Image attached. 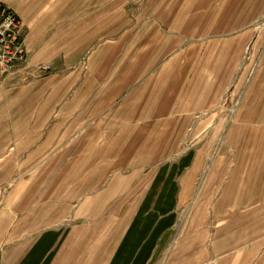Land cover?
Listing matches in <instances>:
<instances>
[{"label":"crops","instance_id":"1","mask_svg":"<svg viewBox=\"0 0 264 264\" xmlns=\"http://www.w3.org/2000/svg\"><path fill=\"white\" fill-rule=\"evenodd\" d=\"M157 1L148 19L135 21L142 46L130 60L114 72L102 67L104 80L101 67L74 68L69 86L42 70L53 53L44 45L60 17L55 7L48 15L41 0H0L27 29L23 48L34 65L0 85V264H264V163H249L250 151H234L239 163L215 165L200 211L183 228L179 212L200 160L189 152L146 168L136 162L144 153L158 161L170 140L173 150L162 154L175 153L177 123L215 106L246 46L264 36V0ZM66 2L60 27L71 31L58 40L73 45L71 66L86 51L80 43L127 41L121 32L118 41L97 42V23L81 22L79 0ZM143 43L160 47L146 52ZM83 74L80 100L73 83ZM112 105L117 111L106 110ZM114 113L118 122L108 121ZM85 117H99L88 146L74 140L64 166V141ZM207 188L217 190L215 201Z\"/></svg>","mask_w":264,"mask_h":264},{"label":"rangeland","instance_id":"2","mask_svg":"<svg viewBox=\"0 0 264 264\" xmlns=\"http://www.w3.org/2000/svg\"><path fill=\"white\" fill-rule=\"evenodd\" d=\"M66 1L67 0H41V6L43 9L44 7L46 8L44 10L48 15L55 7L60 17H63L67 13L63 9L67 6L71 7V5L66 4ZM155 2L158 1L79 0L81 22L86 23L88 20L93 19L92 21L97 23L95 28L97 42L104 38L108 41H118L120 40L118 37L121 32H127V41L96 43L94 45L80 43L78 44L80 52L83 50L86 51L81 57L79 65L73 67L70 65V59L73 55V45L63 44L58 40L61 31L64 30V32H70L71 29H62L60 23L63 19L61 20L60 17H57L54 21L55 25L49 26L48 28V43L44 45V48L48 47L53 51V53L49 54L50 58L48 59V64L44 66L47 70L46 76L57 75L59 78H62L66 84L71 86V81L76 80V77L71 74L74 71V68H81V71L86 73L90 68L101 67V71H99L101 75H99L98 78L100 80H104V78L106 79L108 76H104L103 68L112 67V72L116 71L121 68L126 60L132 58L131 56L135 54V51L141 49L142 45L135 42L137 29L135 21L139 20L138 18L148 19L149 16L152 15L151 4H154ZM63 6L65 7L61 8ZM104 19H109L107 23H112L111 28L103 27ZM260 24L262 27L264 21ZM87 30L88 28L85 25L84 28L81 29V32H86ZM104 31H106V37L103 33ZM144 31H146V28ZM27 32V29L24 28V37L27 35ZM87 34L88 33H85V35L81 37V41L88 39ZM257 40L259 39L257 38L254 42L246 46L239 61L237 74L230 78L229 83L224 84L223 93L215 106L202 113L192 115L191 118H186L187 121L184 123H177V137L179 136V139L175 141V153L162 154V152L168 151L166 148H169L170 144L173 143V140H170L165 149L161 143L162 146L161 148L159 147L161 155L158 161L153 159L152 156L147 153H144L143 156L137 158L136 162L143 164L145 168L152 164L156 165L173 161L177 162L189 152L194 153L196 155L194 158L200 160L199 163L202 164V171L194 181L192 193L187 199V202L181 205L179 214L182 221L178 225V228H183L185 222L192 217V214L200 211V195L201 192L204 191L205 181L215 177L217 173L215 171V165L220 163L231 166L234 163H239L243 157H237L234 151H250L252 154V156H249L250 159L248 158V155L246 156L249 159V163H264V36H261L259 41ZM78 45L74 46L78 48ZM151 46L155 49L160 47V45L143 43L145 49L148 47V49L145 50L146 52L151 51ZM113 61L114 63H110ZM29 63L30 62L28 61L27 64L18 66L16 70L22 68L32 69L34 65H29ZM77 79V82L73 83L75 85L74 91L75 93H77V89H80L81 91L76 98L84 100L83 97L85 96L84 93L89 79L87 76H84V74L77 77ZM90 80H93V77H91ZM104 84L106 85L108 82L104 83V81H102V86ZM216 87L218 88L220 85H217ZM216 87L214 86V88ZM69 90V95L71 96V88ZM112 107L113 105L106 110H109L110 112L117 111V108ZM115 117V113L113 116L109 115L108 121L113 119L112 121L118 122L119 119H114ZM98 118L99 117L88 120L85 117V119L81 120L79 123V130L75 128L73 130L74 132L70 131L68 133L62 147L64 151V166L72 160L70 149L74 140H76V143H79L81 150L82 148H87L88 138L86 137L89 128L98 122ZM116 127L117 129H121L126 126L125 124L120 123L117 124ZM168 127L171 126L168 125ZM161 128H167V125H161ZM172 128L174 129V126H172ZM98 141L99 140H96V142ZM142 143L145 147L148 144H151V140L144 139ZM172 150L169 148V151ZM86 153V151H81V160L85 159ZM206 192L209 195V199H212V201L216 200L217 190L215 188H207Z\"/></svg>","mask_w":264,"mask_h":264},{"label":"built area","instance_id":"3","mask_svg":"<svg viewBox=\"0 0 264 264\" xmlns=\"http://www.w3.org/2000/svg\"><path fill=\"white\" fill-rule=\"evenodd\" d=\"M23 42L24 29L21 22L11 9L0 5V85L18 66L28 63Z\"/></svg>","mask_w":264,"mask_h":264}]
</instances>
